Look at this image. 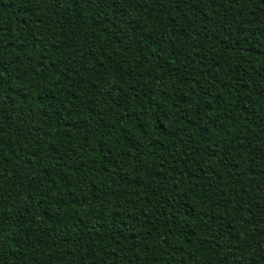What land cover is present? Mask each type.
Wrapping results in <instances>:
<instances>
[{
	"label": "trees",
	"instance_id": "trees-1",
	"mask_svg": "<svg viewBox=\"0 0 264 264\" xmlns=\"http://www.w3.org/2000/svg\"><path fill=\"white\" fill-rule=\"evenodd\" d=\"M0 264H264V0H0Z\"/></svg>",
	"mask_w": 264,
	"mask_h": 264
}]
</instances>
